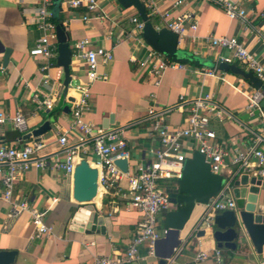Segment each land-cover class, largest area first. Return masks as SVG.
<instances>
[{
  "label": "crops",
  "instance_id": "0c3cea01",
  "mask_svg": "<svg viewBox=\"0 0 264 264\" xmlns=\"http://www.w3.org/2000/svg\"><path fill=\"white\" fill-rule=\"evenodd\" d=\"M40 2L0 0V114L15 116L21 111L27 122L24 130L15 127L11 120L0 123V142L21 146L36 137L26 138V134L45 121H50L52 126L39 136L45 143L41 153L47 165L44 168L32 165L14 184L11 201L0 198V250H16L15 264H99L97 260L102 255L120 256L126 251L143 213L131 208L121 194L110 188L108 192H99L91 201L96 210L105 215L106 232L87 233L71 228L70 218L76 201L72 195L69 199L67 196L72 189V177L64 169L54 168L49 155L65 158L66 150L59 137L68 131L72 121L70 98L79 97L77 86L87 82L86 60L75 43L89 38L91 47L98 45L112 49L113 58L107 64H102L99 57V70L107 77L89 84L90 109L86 117L98 126L124 129L132 162L151 159V150L160 143L152 128L153 119H148L150 105L154 104L163 111L165 123L170 127L185 124L188 105L185 104L186 109L175 108L181 96L191 99L210 94L220 104L223 116H213L211 125L216 131V140L233 152L251 144L259 132L258 120L245 108L247 93L257 88L242 75L220 69V57L230 56L232 51L212 46L204 39L212 35L236 36L264 65V0H246L245 5L251 13L247 27L241 19L230 18L222 8L206 0H183L178 5L175 0H155L156 10L145 6L158 28L166 26L168 19L186 14L192 16L189 23H197L195 29L188 30L185 42L177 43L179 55L189 60L162 53L170 62L177 61L186 66L167 67L159 84L153 82L148 66L142 68L133 59L144 58L152 47L143 33L137 40L128 37L136 28L132 17L141 18L135 6L125 7L119 0H100L97 10H89L86 6L66 10L59 5L62 24L73 50L71 81L66 93L63 87L65 72L58 63V55L50 58L30 53L42 33L35 19ZM100 14L105 16L99 17ZM83 16H88L89 20H84ZM6 47L11 48L7 61L3 52ZM230 63L249 70L239 60ZM214 68H217L216 73L208 71ZM52 96L55 102L51 109L39 108V101ZM69 103L70 111H66L65 106ZM67 136V145L73 147L78 161L81 158L89 162L97 159L91 143L86 144L85 150L75 146L77 138L74 133L68 132ZM243 174L248 173L235 165L226 172V177L235 180ZM175 181L165 180L166 187ZM123 184L126 185V180ZM227 195L235 198L231 188L227 189ZM21 201H27L31 208L47 210L44 222L51 231L36 236L30 209L13 216L12 202ZM203 210L204 205H197L181 230L182 241L174 263L216 264L213 258L198 260L197 252L200 249L210 252L220 249L224 264H261L264 251L258 252L251 243L233 250L219 247L210 229L204 236H196L197 221ZM159 218L161 227L165 226L166 212ZM165 250V244H160V252ZM140 256L133 264H159L160 257L150 255L145 244L140 247Z\"/></svg>",
  "mask_w": 264,
  "mask_h": 264
},
{
  "label": "built area",
  "instance_id": "2783aa9c",
  "mask_svg": "<svg viewBox=\"0 0 264 264\" xmlns=\"http://www.w3.org/2000/svg\"><path fill=\"white\" fill-rule=\"evenodd\" d=\"M141 1L147 7L157 9L155 0ZM206 1L215 3L230 18L241 19L245 27L250 23L251 13L245 5L246 0ZM54 2L55 0H41L40 5L36 8L35 19L42 33L30 49V53L33 55H45L50 58L58 55L57 24L53 20L55 12L52 8ZM182 2L183 0H175V5ZM60 4L66 10L80 6H86L89 10H97L100 0H62ZM104 16L105 14L99 15V17ZM191 17V14L179 15L176 18L168 19L166 22V26L177 34L178 44L185 42L190 28L195 29L197 27L196 22L189 23ZM83 18L89 20L88 16H83ZM132 20L135 22L136 28L134 33L131 32L128 37L137 40L142 38L145 22L138 16H133ZM193 40L196 38L193 37ZM204 42L216 47L229 48L232 54L221 56L220 60L226 62L241 61L255 73L264 87V65L239 38L212 35L207 36ZM91 44L89 38L78 40L75 43L81 57L86 60L87 82H82L77 86L80 95L71 101L72 121L68 131L63 132L59 137L61 146L66 150L65 158L60 159L50 154L49 162L54 168H61L70 174L73 173L79 161L76 159L73 147L67 145L68 132L74 133L77 138L75 146L86 150V144L91 143L93 145L97 159L91 164L98 169L99 192H108L110 188H114L128 201L131 208H136L143 213L142 218L137 222L126 251L120 256L102 255L97 261L99 264H133L140 259V247L144 244L147 245L150 255H156L158 240L168 233L167 227H161L159 218L161 213L174 208L166 190L165 180H176L180 177L185 160L191 157L194 151H199L205 156L211 170L215 173H221L226 177V172L230 171L232 166L237 165L249 175L261 176V181L264 184V106L262 105L264 91L260 88L247 93L245 108L251 117L258 120L260 128L256 139L244 149L233 152H230L225 145L216 140V131L211 125V119L213 116L222 117L223 109L210 94L198 95L191 99L181 96V100L175 108L184 109L185 104H187L188 107L185 108L187 118L185 124L177 127H170L166 124L163 111L154 104L150 105L148 119H153L152 128L156 131L160 143L151 150V159L134 163L124 137V129L98 126L86 117L90 109L89 84L96 79L107 77L105 73L99 70V57L102 64H107L113 58L112 49L98 45L91 47ZM133 59L138 61L142 68L149 67L148 73L153 77V82L156 84H159L167 67L186 66V64L177 61L170 62L153 47L148 50L144 58L133 57ZM208 71L216 73L217 68L208 69ZM54 102L55 97L46 98L38 102L39 108L51 109ZM6 120H11L15 127L20 130L27 128L26 119L21 111L17 112L15 116L0 114V123ZM44 147L45 143L39 136L26 141L21 146L0 142V198L11 201L16 181L32 165L41 168L47 165L41 153ZM120 158L128 159L126 172L115 162ZM124 180H126V185L123 184ZM227 189L230 187L224 185L208 203L204 204V211L196 225V230L210 229L217 212L236 207V199L227 195ZM25 209L31 211L32 221L36 227V236L51 231V227L44 222L47 210L31 208L27 201L12 202L13 216H17ZM178 247L174 248L173 255L168 258L169 264L173 263L178 256ZM196 258L198 260L213 258L216 264H224L220 249H216L214 252L200 249ZM261 264H264V258L261 259Z\"/></svg>",
  "mask_w": 264,
  "mask_h": 264
},
{
  "label": "water",
  "instance_id": "95a60500",
  "mask_svg": "<svg viewBox=\"0 0 264 264\" xmlns=\"http://www.w3.org/2000/svg\"><path fill=\"white\" fill-rule=\"evenodd\" d=\"M119 2L125 7L133 5L137 8L141 19L145 22L143 36L153 48L169 57L189 60L188 57L179 55L177 34L166 26L156 27L141 0H119ZM56 31L59 51L58 63L64 68L63 87L66 93L71 81L70 63L73 50L64 25L58 24ZM3 52L4 60L7 61L11 48L6 47ZM219 68L242 75L257 89L261 88L264 91L261 80L253 71L245 70L236 63L225 61L220 62ZM70 100L74 101V98L71 97ZM262 105L264 106V98ZM65 110L70 111V103L66 104ZM50 129H52L50 121H45L38 128L27 133L25 137H37ZM115 162L123 171H127V158H120ZM71 177L73 185L67 198L69 199L72 195L76 201V208L70 218L71 228L87 233L92 231L105 233V215L100 214L96 210L95 203L91 202L99 193L98 169L86 158H81L71 173ZM261 179V176L249 174H243L240 179H228L221 173L213 172L205 156L199 151H194L193 155L185 160L181 176L166 187L174 208L166 212L165 227L168 228V233L161 237L156 245V254L160 257L159 264H169L168 258L173 255L174 248L178 247L182 241L181 230L185 227L196 206L208 203L224 185L231 188L236 198V207L216 213L210 225L211 236L219 247L236 250L251 243L258 252H262L264 244V184ZM205 234L206 230L200 229L196 236ZM160 244H165L166 247L162 253ZM16 259V250H0V264H15Z\"/></svg>",
  "mask_w": 264,
  "mask_h": 264
},
{
  "label": "trees",
  "instance_id": "16d2710c",
  "mask_svg": "<svg viewBox=\"0 0 264 264\" xmlns=\"http://www.w3.org/2000/svg\"><path fill=\"white\" fill-rule=\"evenodd\" d=\"M61 0H55L54 4L52 5V8L54 9V17L53 20L56 22V24H62V18L60 16V6H61ZM60 5V6H59Z\"/></svg>",
  "mask_w": 264,
  "mask_h": 264
},
{
  "label": "rangeland",
  "instance_id": "374dc122",
  "mask_svg": "<svg viewBox=\"0 0 264 264\" xmlns=\"http://www.w3.org/2000/svg\"><path fill=\"white\" fill-rule=\"evenodd\" d=\"M174 181V180H173ZM167 182V181H166Z\"/></svg>",
  "mask_w": 264,
  "mask_h": 264
},
{
  "label": "bare ground",
  "instance_id": "6f19581e",
  "mask_svg": "<svg viewBox=\"0 0 264 264\" xmlns=\"http://www.w3.org/2000/svg\"><path fill=\"white\" fill-rule=\"evenodd\" d=\"M98 195V194H97Z\"/></svg>",
  "mask_w": 264,
  "mask_h": 264
}]
</instances>
